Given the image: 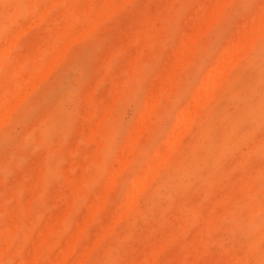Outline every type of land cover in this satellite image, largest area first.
Masks as SVG:
<instances>
[{
  "label": "clouds",
  "instance_id": "obj_1",
  "mask_svg": "<svg viewBox=\"0 0 264 264\" xmlns=\"http://www.w3.org/2000/svg\"><path fill=\"white\" fill-rule=\"evenodd\" d=\"M122 3L0 0V264H264V0L153 3V15L175 24L170 52L190 17L200 36L196 70L142 131L168 57L126 113L108 111L117 81L106 65L147 26L145 0ZM19 8L25 14L10 22ZM237 42L234 66L194 106L209 69ZM185 110L192 133L133 200L134 182L167 152ZM42 121L46 135L29 139ZM197 141L198 163L185 175Z\"/></svg>",
  "mask_w": 264,
  "mask_h": 264
},
{
  "label": "rangeland",
  "instance_id": "obj_2",
  "mask_svg": "<svg viewBox=\"0 0 264 264\" xmlns=\"http://www.w3.org/2000/svg\"><path fill=\"white\" fill-rule=\"evenodd\" d=\"M19 2L25 3L26 0H19ZM162 2L176 3V0H162ZM177 12L179 13V10H177ZM24 14L25 10L23 8L16 9L11 15L10 22H15L16 19L22 17ZM167 21H169V17L161 15L150 25L146 26L143 36L139 39L128 41L124 47L115 51L105 68L106 72H116L117 81L110 92L108 111L111 112L115 109L119 112L126 113L128 108L134 103L139 91L142 90L144 82L160 67L162 58L168 57L166 67L159 72L158 79L155 81L154 91L149 99L150 101L152 100V102L149 101L150 103H148L147 101L145 103L144 112L142 113L139 121V129L141 131L157 108L164 102L169 101L173 97V93L179 90L182 75L196 70L193 57L196 55V45L200 36L199 30L189 37L187 41L180 43L175 50L170 52L169 41L171 27ZM238 55L239 51L232 49H227L221 53L217 62L207 72L199 94L193 100L194 106L200 105L201 98L205 97L206 90L209 89L212 82V84H218V81L220 80L218 75H220V72L224 69L230 70L234 66V62ZM125 57H127L126 60ZM215 73L217 74V76L215 75L216 78L213 76ZM49 75L50 73L42 74L37 81H34L31 88L26 90V94H28V92H35L38 84L43 83ZM211 79L214 80L212 82H208ZM201 93L202 95L200 96ZM199 96L201 98H199ZM151 103L153 105L150 106L149 104ZM188 116L189 119L185 122L184 120H186ZM179 117H181L182 121L179 120ZM179 121H181L182 127L180 126ZM193 124L194 114L192 110H185L178 114L173 128V131L175 132H173L168 142L167 152L158 155V162L155 168L149 167L145 170V173L142 176L144 177V180H140V178H142L141 176L136 179L137 183H135V181L133 184V194L142 193L146 189L150 181L154 178L157 170L167 163L171 153L174 152L175 149L185 140V138L192 133ZM47 131V122L42 121L30 131L29 139L37 136L43 137L46 135ZM199 153L200 143L197 141L192 145L189 166L184 169L185 175H189L198 163ZM130 163L131 161L127 158L122 160L120 167L117 170V175L122 173ZM136 186H139V189L136 190ZM163 191L164 189H161V193H163ZM20 195H22V192ZM97 212L98 209L93 212V215Z\"/></svg>",
  "mask_w": 264,
  "mask_h": 264
},
{
  "label": "snow or ice",
  "instance_id": "obj_3",
  "mask_svg": "<svg viewBox=\"0 0 264 264\" xmlns=\"http://www.w3.org/2000/svg\"><path fill=\"white\" fill-rule=\"evenodd\" d=\"M162 3V0H145V4H144V17H145V23L146 25H150L154 20H156L158 17H160L162 14H155L153 15L152 13V9H153V3ZM211 2V0H186V3L189 6H196L198 4H205V3H209ZM246 2V0H245ZM133 6V0H123L122 3V7H132ZM170 24L171 27V31H175V24L172 21H167ZM186 27L188 29L186 35L183 36L181 43L185 42L188 40L189 37H191L197 30H199V21L196 17H190L187 21H186ZM145 27H142L141 29L136 30L135 32L126 35L124 38L127 41H131L133 39H139L140 37L143 36ZM230 49L236 50V51H240V43L237 42L235 44L232 45V47ZM229 71V69H224L220 72L219 75V79H222L225 75V73H227ZM218 84H212L209 89L206 90V95L204 97V99H209L211 98V96L215 93L216 89H217ZM141 193H137V194H133V200H135L136 198H138V196Z\"/></svg>",
  "mask_w": 264,
  "mask_h": 264
},
{
  "label": "bare ground",
  "instance_id": "obj_4",
  "mask_svg": "<svg viewBox=\"0 0 264 264\" xmlns=\"http://www.w3.org/2000/svg\"><path fill=\"white\" fill-rule=\"evenodd\" d=\"M232 50H233V49H232ZM230 55H232V54H230ZM222 66H223V65H222ZM215 75L217 76V74H216V73L213 74L214 78H216ZM218 76H219V75H218ZM218 78H219V77H218ZM213 80H214V79H211V80L208 81V82H212ZM205 81H206V80H205ZM208 82H207V83H208ZM214 82H216V81H214ZM212 83H213V82H212ZM212 83H211V84H212ZM211 84H210V86H211ZM204 93H205V92H204ZM204 93H203V94H204ZM198 94H199V93H198ZM201 95H202V93L200 94V96H201ZM200 96H199V98H201ZM149 101H150V100H149ZM149 101H148V103L152 102V100H151L150 102H149ZM199 101H200V100H199ZM148 103H147V104H148ZM154 103H155V102H154ZM199 103H200V102H199ZM149 105L151 106V105H153V104L151 103V104H149ZM146 110H147V108H146ZM187 112H189V111H187ZM185 115H186V114H185ZM184 117H187V116H184ZM179 118H180V119H179ZM179 118H178V119L181 120V117H179ZM182 118H183V117H182ZM187 119H189V116H188V118H186V120H184V121L186 122ZM181 121H182V120H181ZM181 121H179V122H180V123H179L180 126H181ZM185 122H184V123H185ZM177 124H178V123H177ZM179 124H178V125H179ZM182 124H183V123H182ZM181 127H182V126H181ZM183 127H184V126H183ZM185 127H186V125H185ZM178 128H179V127H178ZM181 130H182V128H181ZM173 132H175V131H173ZM177 132H179V131H177ZM180 132H181V131H180ZM182 132H184V131H182ZM172 134H173V133H172ZM174 134H175V133H174ZM180 134H181V133H180ZM175 136H176V134H175ZM173 137H174V136H173ZM178 137H179V136H178ZM174 138H175V137H174ZM173 144H174V142H173ZM142 176H143V175H142ZM142 176H141V177H142ZM145 178H146V176H145ZM137 179H138V178H137ZM141 179L144 180V177L140 178V180H141ZM140 180H139V181H140ZM139 181H138V182H139ZM142 182H143V181H142ZM135 183H137V181H136ZM138 185H139V184H138ZM136 187H137V186H136ZM133 189H134V188H133ZM137 189H139V186L136 188V190H137Z\"/></svg>",
  "mask_w": 264,
  "mask_h": 264
}]
</instances>
